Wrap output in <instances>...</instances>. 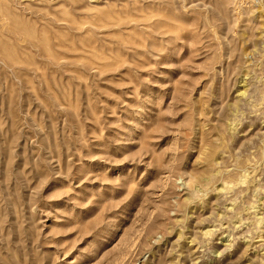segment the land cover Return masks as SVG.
Wrapping results in <instances>:
<instances>
[{
	"label": "rangeland",
	"instance_id": "374dc122",
	"mask_svg": "<svg viewBox=\"0 0 264 264\" xmlns=\"http://www.w3.org/2000/svg\"><path fill=\"white\" fill-rule=\"evenodd\" d=\"M0 264H264V0H0Z\"/></svg>",
	"mask_w": 264,
	"mask_h": 264
}]
</instances>
